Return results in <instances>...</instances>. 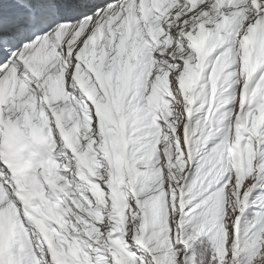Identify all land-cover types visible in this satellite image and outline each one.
Masks as SVG:
<instances>
[{
  "label": "snow or ice",
  "instance_id": "1",
  "mask_svg": "<svg viewBox=\"0 0 264 264\" xmlns=\"http://www.w3.org/2000/svg\"><path fill=\"white\" fill-rule=\"evenodd\" d=\"M0 264H264V0H0Z\"/></svg>",
  "mask_w": 264,
  "mask_h": 264
}]
</instances>
